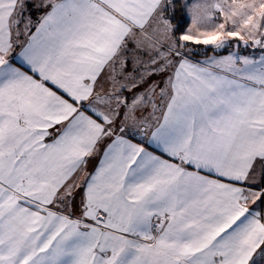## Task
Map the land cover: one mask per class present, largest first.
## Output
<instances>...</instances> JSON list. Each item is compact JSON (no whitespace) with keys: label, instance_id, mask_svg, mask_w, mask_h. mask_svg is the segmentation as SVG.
Masks as SVG:
<instances>
[{"label":"snow or ice","instance_id":"snow-or-ice-1","mask_svg":"<svg viewBox=\"0 0 264 264\" xmlns=\"http://www.w3.org/2000/svg\"><path fill=\"white\" fill-rule=\"evenodd\" d=\"M0 264H264V0H0Z\"/></svg>","mask_w":264,"mask_h":264},{"label":"crops","instance_id":"crops-1","mask_svg":"<svg viewBox=\"0 0 264 264\" xmlns=\"http://www.w3.org/2000/svg\"><path fill=\"white\" fill-rule=\"evenodd\" d=\"M237 49H236V47H232V48H230V49H227V50H225V52H223V53H219V55L220 56H223V55H227L228 54V52L229 51H236ZM238 51H240V49H238ZM257 53H259L260 54V50L259 49H257L256 51H255V53H253V50L251 49V48H249V51L247 52V55H250V54H257ZM215 53H213L212 51L211 52H207L206 53V55L205 54H203L201 57H193V59H199V60H202V59H205L206 58V56H212V55H214ZM243 55H245V52L244 53H242ZM251 56V55H250ZM90 167V169H91V165L89 166Z\"/></svg>","mask_w":264,"mask_h":264},{"label":"rangeland","instance_id":"rangeland-1","mask_svg":"<svg viewBox=\"0 0 264 264\" xmlns=\"http://www.w3.org/2000/svg\"><path fill=\"white\" fill-rule=\"evenodd\" d=\"M189 2H191V0H189ZM189 23H190V21H189ZM188 25L186 24V27H187ZM233 47H235V44H233ZM249 51V48L248 49H244L243 47H241L240 48V53L242 54V53H244L245 52V55H247V52ZM250 55H252V54H250ZM253 55H255L257 58L259 57V53H257V54H253Z\"/></svg>","mask_w":264,"mask_h":264},{"label":"trees","instance_id":"trees-1","mask_svg":"<svg viewBox=\"0 0 264 264\" xmlns=\"http://www.w3.org/2000/svg\"><path fill=\"white\" fill-rule=\"evenodd\" d=\"M185 27H186V25H185ZM195 48H196V50L197 51H202L203 50V48H204V46L203 45H200V46H194ZM208 52H211V51H208ZM223 52H225V50L224 51H221L220 53H223ZM203 54H200V55H195L194 57H201Z\"/></svg>","mask_w":264,"mask_h":264}]
</instances>
